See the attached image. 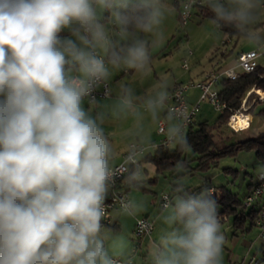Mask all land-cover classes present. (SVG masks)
<instances>
[{"label": "clouds", "instance_id": "1", "mask_svg": "<svg viewBox=\"0 0 264 264\" xmlns=\"http://www.w3.org/2000/svg\"><path fill=\"white\" fill-rule=\"evenodd\" d=\"M202 6L218 27L252 18L250 0ZM164 11L162 0H0V264H118L126 238L106 236L102 219L111 146L84 101L110 69L144 68L140 34ZM165 222L151 264H222L213 195L183 191Z\"/></svg>", "mask_w": 264, "mask_h": 264}, {"label": "crops", "instance_id": "2", "mask_svg": "<svg viewBox=\"0 0 264 264\" xmlns=\"http://www.w3.org/2000/svg\"><path fill=\"white\" fill-rule=\"evenodd\" d=\"M200 1L203 2V0ZM181 7L182 2L180 1L178 6H176L177 12L174 14V16H176V18L178 19H180L179 17ZM194 9H198V7H194L193 10ZM168 17L169 15L164 12V16L161 22H168ZM102 22L109 30L110 36H112L114 39H122L111 27L112 24L108 20L104 19L102 20ZM245 27L247 28L248 24L240 27L241 32H239L238 35H248L245 31ZM173 28V26L169 27L163 24L158 26L154 33H141L140 35L148 45V52L150 56L149 62L144 66V68L139 70L127 67L110 69L112 75L107 80V82L110 86L111 95L109 97L99 98L96 103H90L86 99L84 101L85 110L91 116L97 119L100 127L104 131L105 136L110 142V164L112 165L120 163L122 161L123 153L131 148L133 142H139L149 147L146 152L140 156L139 161L147 153L153 152L156 147H153L152 144L159 142L163 137L162 135H159L157 133L158 122L161 118L166 117L167 119L166 133L168 135L172 134L175 131L178 122L169 115H166V112L170 104L169 97L172 89L177 84L184 83L183 80H185V78L182 77V67L184 69L185 67L183 65L184 63L182 62L185 61V59L183 58V60L182 56L179 60L176 59L175 56H177V53H173L170 49L172 45L168 37L173 32ZM218 38L219 42L214 45V49L211 48V50H215V58L213 59V61H211L210 66L205 67L203 63L201 65L200 60L199 65L194 67L192 70H190V68L186 69L190 71L191 75H193V77L189 80L195 82L203 81L206 79L209 73L233 66L235 64L236 57L240 52L256 47L255 42H252L251 44L248 43L246 45H242L240 48L235 50L236 46L238 45V41L234 42V35L227 32L222 35L220 31ZM220 39H226V42L229 43L225 46V49H222V47L220 46ZM192 55H194L193 52L191 54L190 52H188L187 58H185L188 59V57ZM259 63L261 66H264V58H261L259 60ZM200 95L201 91L198 88H189L187 91L188 103L191 105L198 102L200 99ZM260 96L261 100L264 99V97L262 98L261 94ZM252 100L253 99H251L250 101ZM202 102L203 101L200 102V110L197 112L196 116L198 115V113H201ZM262 107H264V100H262V104H259L256 109H260ZM196 116L194 118L195 122ZM250 116L252 118V123L249 130L252 131L253 135L263 131L264 122H256V118L252 115ZM205 120L212 121L206 117L203 119V121ZM253 123H255L254 127H252ZM177 139L172 143V145L176 143ZM144 164L146 163H141L139 165L140 171L138 173V179L142 180L140 185L143 187H145L143 185V180L151 183L149 180H147L151 177L143 176L144 174L148 175V169ZM210 172L206 173L207 175H209L207 179L211 178V175L209 174ZM191 174L193 173H190L188 175ZM173 176L174 175H171V177ZM182 184L183 183L171 182V186L169 188L162 189L159 192L150 187H145L147 188V190H149L148 193H154L157 195V198L159 200L158 208H151L148 206L144 207L142 203L138 205L137 202L134 201L132 190H139V188H133L129 191V196L132 202L130 211L112 212L113 223L110 226L105 227L104 229V234L108 237L112 236L113 233H117L122 234L126 238V248L123 252V255L119 258L126 260L130 257V254L136 243L134 240L136 218L140 216H147L151 220H153L154 230L151 235L144 237L140 241L141 246L137 249V252L133 257V264H151V252L154 250L155 245L160 242L161 237L166 232L171 230L170 226L165 222V217L170 213L173 201L169 207H167L166 209H162L160 207V196L163 192L170 191L173 187L174 190L171 196L176 193H182L186 189L185 185L183 184L182 186ZM255 184L256 183L249 184L247 190L249 193L251 192L250 190H252ZM248 192L245 193V197L249 194ZM141 193L144 192L142 191ZM131 195L133 197V200ZM262 199L264 201V195ZM221 225L222 227L226 226V229L230 228L232 230L231 242L235 246L240 242L241 235L244 233H248L254 227L258 228L259 234V227L256 225V223L255 226L248 231L243 232L239 229L235 230L232 217H224V220L221 221ZM222 231L225 235V241H227L228 235L225 232L226 230L222 229ZM252 255L259 258L257 256V253H240L236 252L233 248L232 251L229 252L228 256H226L224 251L222 252V264H234V262H236L235 264H245V262ZM259 260L260 264H264V257L259 258Z\"/></svg>", "mask_w": 264, "mask_h": 264}, {"label": "rangeland", "instance_id": "3", "mask_svg": "<svg viewBox=\"0 0 264 264\" xmlns=\"http://www.w3.org/2000/svg\"><path fill=\"white\" fill-rule=\"evenodd\" d=\"M180 1L182 2L183 6V3L186 0H162L165 9L164 12L167 13L169 17L167 18L168 22H161L158 26L164 24L169 27H174L173 32L169 35L168 39L172 45L170 49L173 53H177V56H175L176 59L179 60L181 56L182 59H185V57L187 58L188 52L192 51L194 55L189 56L187 59L190 70L199 65L200 60L201 65L203 63L205 67H209L211 61H213V59L215 58V50H213V47L214 45H216V43L219 42L218 35L220 31L221 34L224 35L225 30L223 28L219 29L217 25L213 24L211 17L203 16L200 13L199 8L193 10L192 17L189 19L186 25H181L180 19L174 16V14L177 12L176 6H178ZM250 3L252 18L247 23L248 27H245V31L248 35L233 34L234 42L238 41V45L236 46L235 50L240 48L242 45H246L248 43L251 44L252 42H255L256 46H259L264 43V0H250ZM226 39H220V46L222 47V49H225V46L229 44L226 42ZM211 48L213 49L211 50ZM182 63H184V61ZM182 77L185 78V80L183 81L184 83H186L192 81L189 79H191L193 75H191L189 70H186L182 67ZM251 99L253 98H250V100ZM250 100L248 102L250 103V107L248 108V110H250L254 106L257 100L260 101L257 106L259 104H262V100L259 98L252 101ZM254 110L255 112L258 111V109L256 108H254ZM219 114L220 112H218L211 105V103H209L208 101H203L201 104V113H198V115L196 116V122H203V119L205 117L213 121L219 116ZM249 114L256 118V122H264V117L261 115L255 116L253 113H244L245 116L249 117L248 121H250L249 119H251V116ZM232 125L240 129L239 125L236 122L232 121ZM254 126L255 123L252 124V127ZM223 129V133H216V139L221 143L225 142L226 144H229L232 142H237L241 138L253 135L252 131L246 128L245 130L238 131L237 134L232 133V129L230 128V126L223 127ZM144 165L148 169V175L144 174L143 176L154 177L156 175L155 167L148 163ZM218 165V167L211 169V172L209 173L211 175L210 179H212V182L215 185L228 184L231 189L243 199L245 197V193L248 192L247 190L249 184L258 183L259 173H264V167L262 166V164H260V161L258 160L254 152H240L236 157H224L220 160V164ZM226 167H231L234 170H237V172H231L227 174L223 171V169ZM208 176L209 175H207L206 173L204 174L196 172L191 175L176 178L174 176L171 177L170 173L167 172L165 174L160 175V179L157 183L154 184L144 181L143 185L159 192L162 189L169 188L171 186V182L183 183L186 187L185 190L187 191V188L193 189L202 185L206 180L205 178H208ZM132 192L134 201L137 202L138 205L142 203L144 207L148 206L151 208H158L159 200L156 194L141 193L142 191L140 189H133ZM176 195L178 194L176 193L172 196L173 202ZM226 228V226L222 227V229L226 230L225 232L228 235V240L225 241L223 247V251L225 252L226 256H228L229 252L232 251V249L234 248L236 252L247 254L257 253V256L259 258L264 257V239L258 237L257 227H254L248 233L242 234L240 237V242L236 246L233 245L231 242L232 230L230 228ZM235 263L236 262H234V264Z\"/></svg>", "mask_w": 264, "mask_h": 264}, {"label": "trees", "instance_id": "4", "mask_svg": "<svg viewBox=\"0 0 264 264\" xmlns=\"http://www.w3.org/2000/svg\"><path fill=\"white\" fill-rule=\"evenodd\" d=\"M194 7H198L203 16L212 18V13L202 6V1L196 3ZM219 27L231 34L241 32L240 28L230 25ZM253 87L263 98L264 66L260 64L255 72H241L236 79L221 77L216 84V88L219 90L220 99L227 105L226 109L213 121L205 120L199 123L193 121L185 133L179 135L175 144H160L153 152L144 155L138 165H131L123 180V186L128 193L133 188H139L144 193L149 192L147 188L140 185L142 180L138 179L139 165L141 163H150L155 167L156 175L147 179L154 184L159 181L160 175L165 172H170V175H174L176 178L196 172L208 173L211 169L219 166L218 164H220L222 158L227 156L236 157L240 152H254L260 164L264 167V130L229 144L221 143L216 139V133H223V127L230 126L228 124L230 115L241 107L247 92ZM259 102L257 100L254 106L248 110V113L264 117V107L256 112L254 110ZM231 129L233 134L238 133L233 128ZM223 171L227 174L237 172L231 167H226ZM211 189H213L212 192ZM173 190L174 187L169 191L171 195ZM187 191L213 195L217 203L220 221H223L224 217H232L235 230L239 229L244 232L255 226V221L259 214V206L254 204L246 207L244 205L245 198L239 197L236 192L231 190L228 184L215 185L211 179L206 178L202 185L193 189L187 188Z\"/></svg>", "mask_w": 264, "mask_h": 264}, {"label": "built area", "instance_id": "5", "mask_svg": "<svg viewBox=\"0 0 264 264\" xmlns=\"http://www.w3.org/2000/svg\"><path fill=\"white\" fill-rule=\"evenodd\" d=\"M200 0H186L183 3V26L187 24L189 19L192 17V12L194 5L200 3ZM113 28V26L111 25ZM114 29V28H113ZM115 30V29H114ZM116 32V31H115ZM117 33V32H116ZM118 34V33H117ZM192 51H190V54ZM264 58V43L256 46L250 50L240 52L235 60V64L229 68H225L219 71H213L209 73L205 80L203 81H189L186 82V106H187V129L189 125L194 121V118L197 112L200 110V102L208 100L212 106L220 113H222L227 105L220 99L219 90L216 88V84L221 77H227L230 79H236L240 76L241 72H255L259 66V60ZM188 60L185 58V69H188ZM191 87H196L201 91L200 99L194 104H189L187 100V91ZM255 87L251 88L246 97L244 98L241 107L234 111L230 117L228 124L235 131L245 130L238 129L232 125V119L234 116H237L238 113H247L250 105L245 106V103L252 93ZM111 95V90L109 83L107 81L101 83L95 91L92 93L91 98H86L90 103H96L101 97H109ZM170 104L167 109V114L170 117L177 120L178 124L175 128V131L172 134H167V119L163 117L158 122L157 133L163 137L159 142L153 143V147H157L160 144L171 145L177 138H179V121H178V94H177V85L172 89L170 93ZM257 97L253 98L256 100ZM260 99V98H259ZM250 104V103H249ZM252 123V118L250 119L246 129H249ZM149 147L143 145L139 142H133V150H126L123 153V158L120 163L110 164V167L113 172L114 179L110 183L109 193L107 194V199L104 206V216L103 222L105 227L110 226L113 223L112 212H124L130 211L132 202L129 196L128 191L123 186V180L125 175L129 172L131 165H138L139 158L143 155ZM110 162V161H109ZM264 175L263 172L258 175V183L254 185L251 192L245 197L244 205L250 207L254 204L259 206V214L256 219V225L259 227V238L264 239V201L262 199L264 195V180H261L259 177ZM213 189H211V192ZM172 203V196L169 191L163 192L160 199V207L166 209ZM154 230V222L147 216H140L136 218L135 228H134V240L135 246L130 254V257L126 260L121 258L118 259V264H133V257L135 256L137 249L141 246L140 241L148 236ZM245 264H260L259 258L252 255Z\"/></svg>", "mask_w": 264, "mask_h": 264}, {"label": "bare ground", "instance_id": "6", "mask_svg": "<svg viewBox=\"0 0 264 264\" xmlns=\"http://www.w3.org/2000/svg\"><path fill=\"white\" fill-rule=\"evenodd\" d=\"M183 7L180 11V22L181 25H183ZM184 67H185V61H184ZM177 94H178V121H179V135H182L185 133L187 129V106H186V83H180L177 84ZM260 98V93L257 91H252L250 96L248 97L245 106L249 105L250 98ZM248 118L244 115V113L240 114L238 113L237 116H234L232 121L236 122L239 125L240 129H245L248 126ZM250 120V119H249ZM129 150H133V145Z\"/></svg>", "mask_w": 264, "mask_h": 264}]
</instances>
